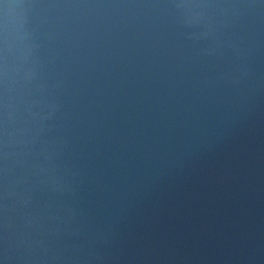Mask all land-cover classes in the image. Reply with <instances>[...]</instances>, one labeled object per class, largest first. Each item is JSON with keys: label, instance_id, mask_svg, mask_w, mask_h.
I'll list each match as a JSON object with an SVG mask.
<instances>
[{"label": "water", "instance_id": "water-1", "mask_svg": "<svg viewBox=\"0 0 264 264\" xmlns=\"http://www.w3.org/2000/svg\"><path fill=\"white\" fill-rule=\"evenodd\" d=\"M0 264H264V0H0Z\"/></svg>", "mask_w": 264, "mask_h": 264}]
</instances>
